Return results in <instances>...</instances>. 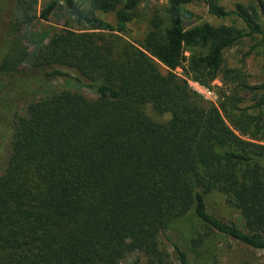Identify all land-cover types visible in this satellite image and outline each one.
Here are the masks:
<instances>
[{
	"label": "trees",
	"instance_id": "1",
	"mask_svg": "<svg viewBox=\"0 0 264 264\" xmlns=\"http://www.w3.org/2000/svg\"><path fill=\"white\" fill-rule=\"evenodd\" d=\"M64 1L93 31L55 32L36 52L7 56L0 70L14 74L28 63L26 84L69 77L85 80L97 97L65 89L30 102L15 121L0 164V264H118L133 252L146 264H172L160 235L190 212L210 230L264 249V84L250 85L224 55L242 31L188 27L192 0H167L169 27L162 33L155 19L138 46L121 35L137 0H89L88 12ZM260 10L264 2L236 11L251 33L264 32ZM96 11H116V26ZM210 12L229 14L217 4ZM188 48L198 49L187 56ZM177 68L203 84L220 78V104L192 91ZM247 93L255 103L247 104ZM147 106L167 118L151 117ZM215 191L245 228L210 211ZM174 248L179 264H190L180 244Z\"/></svg>",
	"mask_w": 264,
	"mask_h": 264
},
{
	"label": "rangeland",
	"instance_id": "2",
	"mask_svg": "<svg viewBox=\"0 0 264 264\" xmlns=\"http://www.w3.org/2000/svg\"><path fill=\"white\" fill-rule=\"evenodd\" d=\"M54 0H0V65L3 60L23 48L30 53L36 52L55 32L70 29L77 32L93 31L83 23L77 21V16L69 9L64 0L58 1L55 10L48 18L42 16L43 9ZM85 12L90 10L89 0H75ZM133 19L128 23V31L124 38L140 46L148 33L154 28L155 19L161 18L163 25L161 32L169 27L167 13V0H137ZM264 0H192L186 5L193 13L191 20H186L188 27L208 22L213 26H231L241 30L244 37L240 38L233 46L225 51L226 65L241 72L244 79L252 86L264 84V32L251 33L250 27L240 14L238 6H257ZM217 4L223 6L229 13L226 16H216L210 12V6ZM259 21L264 30V14L258 11ZM104 21L116 26V11H96ZM115 35V34H114ZM198 48L192 49L193 51ZM191 49H186L190 56ZM30 69L28 63L21 65L14 74L0 70V164L7 160L10 142L13 135L15 121L18 117L27 114V105L47 95L70 89L84 93L88 98L95 99L96 91L89 87L85 80L78 82L69 77H56L52 79L30 78L21 79V76ZM180 78L187 81L189 88L196 92L202 99L220 104V90L224 87L220 78L208 84H202L210 90L206 96L197 92L191 73L183 68L176 69ZM264 92V88L260 93ZM248 103L253 101L254 94H245ZM147 113L156 119H165L167 116L158 115L152 106L146 107ZM210 211L223 220L234 222L245 228L241 213L226 202L225 195L217 191L207 196ZM161 247L170 255L172 264H179V256L174 248V243L187 252L190 264H264V249L253 248L229 236L210 230L194 214L190 212L184 217L172 220L160 235ZM146 259L139 253H130L118 264H146Z\"/></svg>",
	"mask_w": 264,
	"mask_h": 264
},
{
	"label": "built area",
	"instance_id": "3",
	"mask_svg": "<svg viewBox=\"0 0 264 264\" xmlns=\"http://www.w3.org/2000/svg\"><path fill=\"white\" fill-rule=\"evenodd\" d=\"M194 88L197 92L203 94L206 96L207 93H210V90L205 88L202 84H200L198 81L194 82Z\"/></svg>",
	"mask_w": 264,
	"mask_h": 264
}]
</instances>
